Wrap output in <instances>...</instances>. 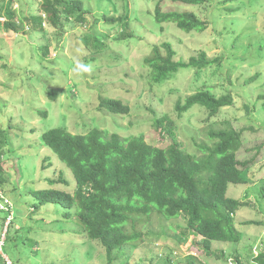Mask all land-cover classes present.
<instances>
[{
  "label": "rangeland",
  "instance_id": "374dc122",
  "mask_svg": "<svg viewBox=\"0 0 264 264\" xmlns=\"http://www.w3.org/2000/svg\"><path fill=\"white\" fill-rule=\"evenodd\" d=\"M82 1L87 24L67 22L62 29L50 28L40 11L45 0H14L18 15L41 16L44 30H28L27 23L25 31L18 33L0 28V127L8 135L2 148L7 179L3 192L14 208L7 227L5 214L0 212V256H8L15 264H162L167 259L178 264L192 254L206 264H237L233 260L238 255L242 264H255L253 257L264 253V227L240 224L257 215L264 218V104L248 112L244 104L264 93V0H206L200 5L173 0ZM156 4L163 11L194 12L207 27L185 33L174 23L160 24L154 17ZM102 14L123 16L131 38L117 41L122 25L100 20L94 28L96 35L106 36L107 48L84 45L82 37L92 31L93 16ZM163 41L172 43L177 59L187 60L204 50L222 60L200 71L182 69L166 85L152 87L144 58L152 44ZM44 45L47 54L42 52ZM256 72L260 78L253 87H246L245 80ZM205 88L216 95L231 92L234 105L223 107L215 117H209L200 106L177 117L176 101ZM51 89L57 91L54 99ZM100 96L120 99L130 112L120 115L99 109ZM161 114L176 120L177 138L189 151L196 140L203 139L200 131L208 123L230 120L237 129L248 128L237 158L253 160L248 169L250 182L230 184L227 191L228 196L249 204L236 215L241 231L237 245L213 241L211 253H207L200 236L184 234L182 217L168 221L154 213L146 232L157 238L127 246L121 255L113 251L110 262L99 241L80 234L81 228L67 221L59 206L47 204L37 212L31 207L32 192L48 188L47 178L57 179L61 174L69 185L53 187H75L70 169L41 143L45 130L64 126L71 133L83 134L90 127H99L122 136L142 135L149 143L160 145L165 141L152 121Z\"/></svg>",
  "mask_w": 264,
  "mask_h": 264
},
{
  "label": "trees",
  "instance_id": "16d2710c",
  "mask_svg": "<svg viewBox=\"0 0 264 264\" xmlns=\"http://www.w3.org/2000/svg\"><path fill=\"white\" fill-rule=\"evenodd\" d=\"M173 1L192 5L206 2ZM13 2H0V28L18 33L25 31L24 25L27 23L28 30H44L41 16L21 17ZM44 3L40 11L48 18L50 28L62 29L67 22L71 25L87 24L82 0H45ZM154 17L160 24L174 23L185 33L203 31L207 27V23L194 12L163 11L159 4L155 6ZM1 18L4 20L1 21ZM124 19L123 16L106 14L93 16V21L89 23L92 31L82 37L84 45L96 50L107 48L106 36L96 35L94 28L100 20L122 25L123 29L118 32L116 40H128L131 36L127 37L130 31L126 29L128 21ZM92 40V44H89ZM41 49L44 54L48 53V46L44 45ZM176 57L172 43L163 41L152 44L150 53L144 58L150 86L159 88L166 85L182 69L200 71L219 65L222 60L221 56H208L204 50H199L187 60ZM259 76L258 72L249 76L244 82L246 87H253ZM208 89H198L183 100L179 98L174 106L177 117H182L195 106L204 108L209 117H215L223 107L234 105L231 92L216 95ZM49 94L54 99L57 91L51 89ZM248 101L251 103L244 104L246 111L255 110L264 104V93H258L253 102ZM98 108L120 115L130 112L129 106L117 98L100 96ZM42 114L46 116V112ZM152 126L159 131L164 144H151L142 135L108 133L99 127H90L83 134L71 133L64 126L45 130L41 135V143L70 169L75 187L72 186L71 190L53 187L57 184L69 185V180L61 174H58L57 179L47 178L48 188L32 192L34 203L31 207L37 212L47 204L59 206L62 216L81 228L80 234L89 240L99 241L110 262L113 251L121 255L127 246H137L143 241L157 238L155 234L153 236L146 232L154 213L168 221L182 217L185 221L184 234L200 236L203 250L207 253H211L213 241L237 245L241 231L236 224V215L249 204L228 196L227 191L230 184L250 182L248 169L253 160L241 161L237 158V152L244 145L243 133L248 128L237 129L230 120L208 123L200 131L203 139L196 140L194 149L189 151L179 142L176 120L169 114L155 116ZM7 137L6 130L0 127V191H3L7 182L2 157ZM261 189L264 194V188ZM12 211L14 217V208ZM240 225L264 227V218L257 215L255 219ZM235 256L236 260L233 261L242 264L239 256ZM253 261L255 264H264V253H258ZM162 264L173 263L167 259ZM178 264L206 263L192 254H186Z\"/></svg>",
  "mask_w": 264,
  "mask_h": 264
},
{
  "label": "built area",
  "instance_id": "2783aa9c",
  "mask_svg": "<svg viewBox=\"0 0 264 264\" xmlns=\"http://www.w3.org/2000/svg\"><path fill=\"white\" fill-rule=\"evenodd\" d=\"M0 210L6 213L5 227L9 226L13 220V205L9 198L0 191ZM2 264H15L8 256L2 255Z\"/></svg>",
  "mask_w": 264,
  "mask_h": 264
},
{
  "label": "crops",
  "instance_id": "0c3cea01",
  "mask_svg": "<svg viewBox=\"0 0 264 264\" xmlns=\"http://www.w3.org/2000/svg\"><path fill=\"white\" fill-rule=\"evenodd\" d=\"M1 258H2V257L0 256V261H1Z\"/></svg>",
  "mask_w": 264,
  "mask_h": 264
}]
</instances>
